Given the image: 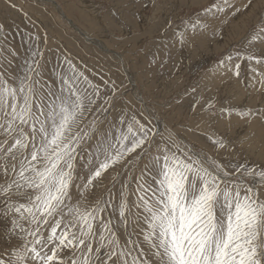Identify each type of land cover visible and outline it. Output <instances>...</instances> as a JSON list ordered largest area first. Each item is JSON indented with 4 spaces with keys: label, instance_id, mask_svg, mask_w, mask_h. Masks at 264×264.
Wrapping results in <instances>:
<instances>
[{
    "label": "rangeland",
    "instance_id": "374dc122",
    "mask_svg": "<svg viewBox=\"0 0 264 264\" xmlns=\"http://www.w3.org/2000/svg\"><path fill=\"white\" fill-rule=\"evenodd\" d=\"M216 6L224 11H216ZM162 7V0H0V72L13 83L12 77L21 75L26 61L36 54L41 73L34 78L40 80L38 89L45 85L58 91L61 76L72 77V69L81 74L80 90L96 100L85 130L91 129L93 120L97 124L92 147H85L82 153L83 161L121 115H135L150 135L157 134V143H167L172 151L179 147L232 167L243 164L264 170V159L252 154L264 152L257 134L264 137V90L259 77L249 70L251 66L262 72L264 64L237 57L244 53L264 59V32L260 31L264 0H173L163 7L168 10ZM216 23L219 26L212 29ZM197 37L200 43H211L209 51L198 53ZM236 63L241 65L238 78L234 75ZM94 89L99 90L98 98ZM256 118L263 120L260 131L256 130L259 126L251 128ZM213 140H222L226 148L215 146ZM89 175L86 168H78L76 185L83 189ZM139 175L140 169L117 164L85 191L82 207L91 208L101 199L111 204L94 224L95 235L90 238L93 257L101 243V220H111L122 248H132L131 240L148 250L143 241L146 225L142 219L137 223V213L143 215L136 207ZM145 179L154 184L151 177ZM4 182L0 167V184ZM247 182L255 186L254 180ZM125 184L130 187L124 188ZM71 193V202L76 203L79 192L75 185ZM121 193L127 204L126 225L119 217ZM261 193L264 196V189ZM3 200L0 196V256L6 257L20 242L9 234V222L2 218ZM11 202H24V198L13 197ZM103 243H108L107 238ZM61 255L70 264L71 256L67 252ZM104 256L102 252L101 259Z\"/></svg>",
    "mask_w": 264,
    "mask_h": 264
},
{
    "label": "snow or ice",
    "instance_id": "6c2138e0",
    "mask_svg": "<svg viewBox=\"0 0 264 264\" xmlns=\"http://www.w3.org/2000/svg\"><path fill=\"white\" fill-rule=\"evenodd\" d=\"M216 11L224 8L216 6ZM35 55L26 61L21 75L12 77L13 83L0 72L2 218L9 222V234L20 242L6 257L0 256V264H66L62 252L71 256L70 264H264V170L243 164L232 167L179 147L172 151L167 143H157V134L150 135L135 115H121L83 161L84 148L92 147L97 132L95 120L85 130L96 100L80 90L81 74L75 69L72 77L61 76L58 91L45 85L38 89L40 80L34 78L41 73ZM237 57L264 64L255 55L237 53ZM240 67L235 64L237 78ZM249 70L264 90V71L256 72L251 66ZM85 82L94 88L87 78ZM94 94L98 98L99 90L94 89ZM212 143L226 148L222 140ZM117 164L140 169L136 207L143 215L137 213V223L142 219L146 225L143 241L148 250L131 240L132 248H122L111 220H101V243L93 257L94 224L111 204L101 199L89 208L82 207L81 201L93 181ZM78 168L90 173L83 189L75 183ZM74 185L79 192L76 203L71 202ZM121 196L119 217L126 225V198ZM13 197H23L24 202H11ZM134 248L139 251L134 253Z\"/></svg>",
    "mask_w": 264,
    "mask_h": 264
},
{
    "label": "bare ground",
    "instance_id": "6f19581e",
    "mask_svg": "<svg viewBox=\"0 0 264 264\" xmlns=\"http://www.w3.org/2000/svg\"><path fill=\"white\" fill-rule=\"evenodd\" d=\"M55 2V1H54ZM173 2V0H162V6L163 7H165L166 6V4H169V3H172ZM42 3V2H41ZM162 7V8H163ZM164 9V8H163ZM57 10V9H56ZM165 10V9H164ZM166 10H168V8L166 9ZM165 10V11H166ZM156 11H158V12H160L161 10L160 9H158L157 8V10ZM231 20H233V19H231ZM219 25H218V23H216V25H214L213 27H212V29H216L217 27H218ZM73 29V28H72ZM76 31V30H75ZM78 33V32H77ZM217 39V38H216ZM87 40V39H86ZM88 41H90L89 39H88ZM222 40L220 39V40H217L216 41V43H213L212 45H214V44H219L220 42H221ZM90 42H92V41H90ZM201 42V39L199 38V37H197V47H198V53L199 54H203L204 52L206 53L207 51H209V48H210V44H208V43H200ZM97 47L99 46L100 47V49L102 50V51H104V52H107V50L105 49V47L104 46H101V44L99 45V44H95ZM197 53V54H198ZM257 117H259V115L257 114L256 115ZM259 118H256V121H255V123L253 124V127H251L252 129L254 128V126H259L258 128H256V130H261V122H263V120H258ZM263 131V130H262ZM264 132V131H263ZM258 135H259V138L261 139L260 141L262 142V146H264V137L263 136H261V134L262 133H257ZM252 154H254L256 157H258L259 159H264V152L263 151H255V152H253Z\"/></svg>",
    "mask_w": 264,
    "mask_h": 264
},
{
    "label": "water",
    "instance_id": "95a60500",
    "mask_svg": "<svg viewBox=\"0 0 264 264\" xmlns=\"http://www.w3.org/2000/svg\"><path fill=\"white\" fill-rule=\"evenodd\" d=\"M76 31H77V32H78L83 38H85V39L87 38L86 35H85L83 32H81L79 29L76 28Z\"/></svg>",
    "mask_w": 264,
    "mask_h": 264
}]
</instances>
